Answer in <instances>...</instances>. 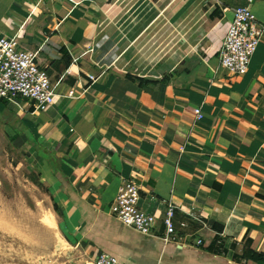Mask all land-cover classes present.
Masks as SVG:
<instances>
[{"label":"crops","instance_id":"crops-1","mask_svg":"<svg viewBox=\"0 0 264 264\" xmlns=\"http://www.w3.org/2000/svg\"><path fill=\"white\" fill-rule=\"evenodd\" d=\"M71 1L0 0V35L17 36L58 85L45 112L0 105L32 139L69 253L91 263L105 253L125 264H263L242 254H264V35L244 76L218 55L233 11L249 7L264 25V0ZM125 180L156 216L152 236L111 213ZM167 203L175 236L164 242Z\"/></svg>","mask_w":264,"mask_h":264},{"label":"rangeland","instance_id":"rangeland-1","mask_svg":"<svg viewBox=\"0 0 264 264\" xmlns=\"http://www.w3.org/2000/svg\"><path fill=\"white\" fill-rule=\"evenodd\" d=\"M0 111V264H92L69 253L63 216L32 161L31 142L15 133L11 112Z\"/></svg>","mask_w":264,"mask_h":264},{"label":"built area","instance_id":"built-area-1","mask_svg":"<svg viewBox=\"0 0 264 264\" xmlns=\"http://www.w3.org/2000/svg\"><path fill=\"white\" fill-rule=\"evenodd\" d=\"M68 1L72 3L71 0ZM263 35L264 25L257 20L249 7L236 8L219 51L220 67L233 77L244 76ZM57 86L39 67L37 54L20 48L17 36L0 35V99L13 104L25 101L33 104L37 111L45 112L54 106L59 96L56 92ZM73 94V90H70L67 97H72ZM194 114L196 120L202 118L199 108L195 109ZM139 200V186L132 180H125L111 205V213L124 226L142 235L152 236L156 216L143 211ZM165 211L163 241L169 242L175 236L176 207L167 203ZM92 264L125 263H120L108 254L98 253Z\"/></svg>","mask_w":264,"mask_h":264},{"label":"trees","instance_id":"trees-1","mask_svg":"<svg viewBox=\"0 0 264 264\" xmlns=\"http://www.w3.org/2000/svg\"><path fill=\"white\" fill-rule=\"evenodd\" d=\"M4 104L7 105L8 101L4 100ZM27 141L31 142V146H32V139L27 137ZM37 153H38V155L41 154L39 149H37ZM40 156H42V155H40ZM242 258L245 259V260H250V261H253V262H256V263H263L264 264V254L263 253H256V252H253L251 250H247V251L243 252Z\"/></svg>","mask_w":264,"mask_h":264}]
</instances>
